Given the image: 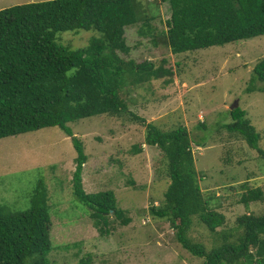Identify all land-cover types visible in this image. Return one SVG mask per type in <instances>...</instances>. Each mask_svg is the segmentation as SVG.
I'll return each instance as SVG.
<instances>
[{"label": "trees", "instance_id": "obj_1", "mask_svg": "<svg viewBox=\"0 0 264 264\" xmlns=\"http://www.w3.org/2000/svg\"><path fill=\"white\" fill-rule=\"evenodd\" d=\"M163 1L171 10L164 29L154 23L160 15L158 3L149 6H157L156 17L138 0H43L0 9V138L50 126L71 136L77 151L74 193L90 207L94 226L106 235L112 233L111 226L116 228L114 220L128 225L132 218L114 191H86L83 168L88 154L70 123L128 112L146 125V143L160 148L167 161L170 183L164 200L151 207L152 214L168 220L179 242L203 264H264V212L244 213L228 229L226 215L218 210L220 202L207 197L201 186L204 175L196 167L193 149L200 141L192 139L184 125L163 129L146 123L129 109L123 95L130 85L138 88L157 79L169 83L174 77L172 67L127 57L128 26L155 46L164 40L173 53H184L264 35V0ZM80 29L97 30L101 36L81 48L59 42L62 32ZM253 78L264 82V58ZM229 116L232 120L221 126L262 151L261 133L247 111L239 106L229 109ZM201 126L207 129L205 122ZM43 185L40 181L34 190L29 210L5 214L0 205V264H50L53 223ZM242 187L238 202L247 207L264 202L262 187ZM196 223L211 233V246L189 235ZM84 263L86 258L79 264Z\"/></svg>", "mask_w": 264, "mask_h": 264}, {"label": "rangeland", "instance_id": "obj_2", "mask_svg": "<svg viewBox=\"0 0 264 264\" xmlns=\"http://www.w3.org/2000/svg\"><path fill=\"white\" fill-rule=\"evenodd\" d=\"M37 1L43 0H0V9ZM138 1L156 17L160 12L154 23L166 28L171 15L168 2ZM152 3H158L159 12L157 6L150 9ZM96 36L101 33L92 29L66 31L59 34V42L81 48ZM126 36L131 46L128 58L150 59L174 71L169 83L157 79L146 86L126 87L123 95L129 109L163 129L184 125L192 139L200 141L193 149L196 167L204 175L201 186L207 197L220 202L218 210L226 215L228 229L244 213H263V201L247 207L238 200L245 191L243 184L264 189V82L253 78L264 58V35L184 53H173L164 40L153 45L131 25ZM237 100V107L247 111L261 133L262 151L221 126L232 120L229 109ZM70 125L85 142L88 154L83 168L86 191H114L132 221L122 225L112 216L116 228L111 226L112 233L106 235L94 226L90 207L74 193L77 151L73 139L60 127L0 138V205L5 214L29 210L34 190L44 182L53 223L50 264H79L84 258V264H203L202 258L179 242L170 222L151 212L164 200L170 179L164 153L146 143L142 120L125 112L91 116ZM189 235L212 245L211 233L199 223Z\"/></svg>", "mask_w": 264, "mask_h": 264}, {"label": "water", "instance_id": "obj_3", "mask_svg": "<svg viewBox=\"0 0 264 264\" xmlns=\"http://www.w3.org/2000/svg\"><path fill=\"white\" fill-rule=\"evenodd\" d=\"M237 105H238V100L235 101V103H233V104L231 105V109H234L235 107H237Z\"/></svg>", "mask_w": 264, "mask_h": 264}]
</instances>
